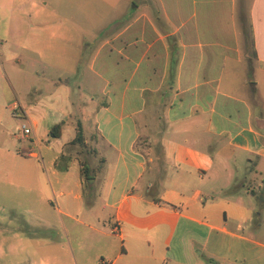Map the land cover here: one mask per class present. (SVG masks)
Segmentation results:
<instances>
[{
    "label": "crops",
    "instance_id": "obj_1",
    "mask_svg": "<svg viewBox=\"0 0 264 264\" xmlns=\"http://www.w3.org/2000/svg\"><path fill=\"white\" fill-rule=\"evenodd\" d=\"M131 2L130 19L101 32L76 87L58 76L50 90L42 76L22 94L24 136L38 149L46 142L41 175L70 219L68 238L98 241L91 264H193V241L209 263L264 264V0ZM77 122L84 146L68 144ZM19 153L38 158L31 145ZM53 184L70 186L56 198ZM144 242L168 249L138 252Z\"/></svg>",
    "mask_w": 264,
    "mask_h": 264
},
{
    "label": "rangeland",
    "instance_id": "obj_2",
    "mask_svg": "<svg viewBox=\"0 0 264 264\" xmlns=\"http://www.w3.org/2000/svg\"><path fill=\"white\" fill-rule=\"evenodd\" d=\"M132 3L131 0H0V264H80L75 251L78 245L84 247L81 255L85 264H91V256L99 249L98 241L88 243L68 238L72 230L70 219L57 210L61 206L56 204L40 169V154L45 157L46 142L38 149L30 141L32 134L28 138L20 131L22 124L28 125L20 103L25 90L41 83L42 76L50 90V78L58 76L67 77L69 85L76 87L79 78L89 72L88 63L101 32L116 21L129 20ZM31 25L45 28L30 30ZM14 28H27V35L14 32ZM71 135L72 131L64 132L60 140ZM60 140L51 138L53 150L59 149ZM29 145L38 158L20 155L21 149ZM71 155L82 158L74 151ZM76 167L77 162L71 172ZM33 168L37 169L39 180L27 173ZM69 186L53 184L55 197H61L59 190L66 194ZM77 226L82 229L80 232L91 233L87 227ZM58 236L59 242L51 240ZM113 240L117 243L118 237ZM193 245V264L220 262L216 257L215 263L207 262V253L196 241ZM166 247L163 242H144L137 251L163 255ZM170 248L176 251L173 241ZM180 250L177 248V253ZM140 260V264L151 263L145 258ZM176 262L174 256H165L156 263Z\"/></svg>",
    "mask_w": 264,
    "mask_h": 264
},
{
    "label": "trees",
    "instance_id": "obj_3",
    "mask_svg": "<svg viewBox=\"0 0 264 264\" xmlns=\"http://www.w3.org/2000/svg\"><path fill=\"white\" fill-rule=\"evenodd\" d=\"M59 125H54L51 129H50V132L52 133V135L54 137L58 136L59 135ZM68 144H78L79 146H84L85 144V139H84V135H83V130H82V126L80 124V122H77L76 125H75V135L74 137L72 138L71 141H69ZM60 160H62V156H61V159H59V161L56 162V167L59 169V170H65L66 167H62L61 165H59V162ZM79 165L81 166V170L83 168V162H79ZM84 177H86V175H84Z\"/></svg>",
    "mask_w": 264,
    "mask_h": 264
},
{
    "label": "built area",
    "instance_id": "obj_4",
    "mask_svg": "<svg viewBox=\"0 0 264 264\" xmlns=\"http://www.w3.org/2000/svg\"><path fill=\"white\" fill-rule=\"evenodd\" d=\"M14 106H15V105H13V107H14ZM21 130L23 131V134H25V135H28L29 132H30L29 127L26 126L25 124H22V125H21ZM115 231H117V228L114 230V232H115Z\"/></svg>",
    "mask_w": 264,
    "mask_h": 264
}]
</instances>
